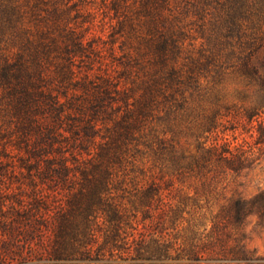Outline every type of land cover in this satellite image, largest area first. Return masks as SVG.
Instances as JSON below:
<instances>
[{
  "label": "trees",
  "instance_id": "trees-1",
  "mask_svg": "<svg viewBox=\"0 0 264 264\" xmlns=\"http://www.w3.org/2000/svg\"><path fill=\"white\" fill-rule=\"evenodd\" d=\"M230 76L264 103V0H0V264H264V190L201 222Z\"/></svg>",
  "mask_w": 264,
  "mask_h": 264
},
{
  "label": "rangeland",
  "instance_id": "rangeland-1",
  "mask_svg": "<svg viewBox=\"0 0 264 264\" xmlns=\"http://www.w3.org/2000/svg\"><path fill=\"white\" fill-rule=\"evenodd\" d=\"M220 95L221 105L228 113L223 112L209 142L215 139L219 144H227L230 150L245 151L251 156L250 161L235 172L221 170L207 202L199 192L198 204L205 214L201 222L206 221L209 213H215L220 206L250 200L264 190V103L250 90L244 89L234 76L224 79ZM179 149L184 155L193 153L192 141L188 140L186 144L181 141ZM181 181L179 186L188 192V197L192 196L195 181L191 178ZM187 187L189 190H186ZM238 229L247 248L258 256H264V215L261 219L249 216Z\"/></svg>",
  "mask_w": 264,
  "mask_h": 264
}]
</instances>
